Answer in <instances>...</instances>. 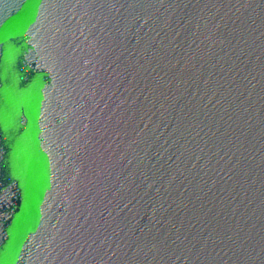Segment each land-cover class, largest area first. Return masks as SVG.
I'll return each instance as SVG.
<instances>
[{"label":"water","instance_id":"water-1","mask_svg":"<svg viewBox=\"0 0 264 264\" xmlns=\"http://www.w3.org/2000/svg\"><path fill=\"white\" fill-rule=\"evenodd\" d=\"M0 264H264V0H0Z\"/></svg>","mask_w":264,"mask_h":264}]
</instances>
